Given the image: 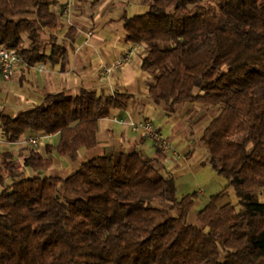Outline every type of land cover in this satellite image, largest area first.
Returning <instances> with one entry per match:
<instances>
[{
  "label": "trees",
  "instance_id": "1",
  "mask_svg": "<svg viewBox=\"0 0 264 264\" xmlns=\"http://www.w3.org/2000/svg\"><path fill=\"white\" fill-rule=\"evenodd\" d=\"M142 2L146 12L119 20L126 42L143 47L141 68L152 79L146 98L168 117L189 104L219 108L199 137L208 153L202 164L229 181L240 209L228 214L233 205L221 204V191L198 224L189 222L199 194L178 197L161 160L166 139L154 140L155 156L110 150L66 178L41 174L54 155L76 161L98 147L100 120L113 110L126 116L135 100L86 86L48 92L30 110L0 113L5 143L60 136L45 152L25 143L0 152V264H264V0ZM58 3L0 0V47L23 65L64 69L78 29L70 26L65 42L57 34L68 17L53 9Z\"/></svg>",
  "mask_w": 264,
  "mask_h": 264
},
{
  "label": "rangeland",
  "instance_id": "2",
  "mask_svg": "<svg viewBox=\"0 0 264 264\" xmlns=\"http://www.w3.org/2000/svg\"><path fill=\"white\" fill-rule=\"evenodd\" d=\"M77 1L79 0H74L73 4H76ZM93 1L94 0H82L81 2L83 3V6H85V13L81 14V8L77 7L74 13L67 14V19L71 22V16L72 14H74L82 18L81 20H83L84 18L85 21L89 22L92 26L94 25L95 28H99L104 19L108 18L107 21L111 18L119 19L124 12L132 16L135 14L144 13L148 10V7L143 4L142 0H102L96 6L93 5ZM53 9L56 12L60 11V3L54 6ZM76 21L78 22L77 19ZM65 24H67V21ZM67 31L68 29L62 28L61 30L57 31V34H59L61 39L64 40L63 37L66 35ZM79 34V41L83 40V38H85V36H88V34H91L90 39L92 38L93 40V44L91 46L93 53L91 57L95 64H102L99 65L98 68L94 67V72L97 75H99L101 66L110 65L105 63V61L101 59L102 48L111 49L115 42L114 45L117 44L118 48L122 47L123 51L125 50L124 43L126 30L124 28V23L120 20H118L117 22L110 20L106 26H102L100 29H97L95 31H88L87 35L83 33ZM49 39V35H47L46 40L49 41ZM129 50H127L126 52H128ZM141 50H143L142 46H140L138 49L136 48L132 58L120 70L115 71L108 77H101L102 87L105 88L106 93L113 92V88H120L119 90L122 92H130V89H125L122 86L127 87L129 85V82H133L131 81L132 78L133 80H136V83L139 85V96L143 97L148 94L149 90L147 91V89H144L145 87H143V84L145 83L144 80L146 78L145 75H147V73L141 68L143 54ZM130 69H132L133 71V76L126 74L130 71ZM13 79L14 78H12L10 82H7L2 79L0 74V113H4L9 116H15L19 112L26 111L32 108L29 107L31 105L27 104L24 100L20 103L13 101L10 93L15 92L16 88L19 87V83H15ZM151 80L152 79L150 78L147 79V84H149ZM10 85L11 87H9ZM138 101L140 103L144 101V99H139ZM203 105L189 104L181 107L180 111L172 116V121L170 122H168L167 119L165 122H159L158 119L155 118L154 120L157 122L156 124L151 120V118L140 119L152 123L159 133H163V136L165 137L164 139H166V141L167 137L170 139L172 149L177 150L176 153L172 149V151H168L169 144H166L168 147V149H166V152H168L167 155L169 160L168 168L176 170V168L181 169L183 167L184 169L186 168L188 170L184 175L178 177H175L174 175V177L176 178L177 182L179 198H182L186 194L192 192L194 189L199 194V199L197 200L196 205L193 207L188 216L189 222L194 224H198L197 214L210 201L211 195L218 194L221 191H226V196L221 204L231 203L233 205V209L228 214L237 212L240 209L239 200L234 188H226L229 184V181L221 176L210 164H202L203 162L207 161L208 153L207 150L201 145L199 137L201 136L204 128L208 125V123L219 112V108H217V106L215 105ZM137 106H135L134 109H137ZM158 110H163L165 112L164 106H156L155 112H157ZM114 114H120L119 110H113L111 116ZM130 114L134 119H139L135 118V115L132 112ZM108 123H112L111 125L116 128H127L119 123L114 124L110 121H108ZM177 130L179 131V133L176 132ZM101 136L102 130L99 133L100 138ZM0 138H2L1 132ZM59 138L60 136L57 134L47 137L41 142L40 150L45 152L46 145L48 143L57 144ZM147 139L149 140L147 141L145 146L146 152L150 156H155L157 154L155 149V142L150 138ZM22 147H24V143H4L0 147V152L6 149H13L16 151V153H18ZM190 147L192 152H185V150H188ZM114 150L118 151L122 149H119V147H115L112 148V151ZM180 152L181 154H179ZM174 153L176 154V156L174 155ZM104 154V148L103 146H101V144H99L98 147L93 150L82 149L80 157L76 161H73L69 157L54 155L55 163L52 168L41 174L56 175L66 178L83 162L88 161L93 157ZM178 156L184 161V164H182L181 161L176 158ZM19 161L22 162V159L19 158ZM30 173L32 174L33 172L30 171ZM2 189L3 188L0 186V192L2 191ZM260 198L261 200H264L263 195H261Z\"/></svg>",
  "mask_w": 264,
  "mask_h": 264
},
{
  "label": "crops",
  "instance_id": "3",
  "mask_svg": "<svg viewBox=\"0 0 264 264\" xmlns=\"http://www.w3.org/2000/svg\"><path fill=\"white\" fill-rule=\"evenodd\" d=\"M81 1L82 0H79L76 2V4L74 3L73 11L71 13H74L77 7L81 8V12H80L81 14L85 13V6H83V3ZM59 3L61 10H63L65 8L67 0H59ZM61 10L57 12L60 13ZM76 19L78 20V22L76 21ZM81 19L82 18L74 14H72L71 16V22L67 18L65 19V23L67 21V24L64 23L65 25L64 28L69 29L70 26L74 25L78 29V34L73 44L72 50L70 52L69 63L66 65L64 69L61 68L60 64L51 65L49 63H44L45 65L44 71H38L37 69L28 68L22 63H18L15 66L13 80L15 81V83H19V87L16 86L17 87L15 90L16 93L15 92L10 93L13 101L20 103L24 100L27 104L31 105L29 107L34 108L43 102V99L48 92L68 91L71 92L72 94H75L77 93L78 89L81 86H86L91 89H95L98 92L106 91L105 88L102 87L101 79L103 77L100 76V74L97 75L94 72V67L98 68V66L102 64L100 63L95 64V62L91 57L93 53L91 47L93 44L92 38L90 39V37L85 36L83 40L79 41L78 36H80L79 33H83L87 35L88 31H92V30L95 31L97 29H100L102 26H106L110 20L117 22L119 19L111 18L108 21H107L108 18L104 19L99 28H95L94 25L92 26L89 22L85 21L84 18L83 20ZM125 38H126V34H125ZM114 44L111 49H104L101 47L102 48L101 59L104 60L105 63L107 64H111L116 59L120 58L127 50L134 47L138 49L140 47V45L138 46V45H132L131 43H127L125 40L124 43L125 50L123 51L122 47L118 48L117 44L116 45ZM132 73L133 71L132 69H130V71L127 72L126 74L133 76ZM145 77L146 78L144 80L145 83L143 84V87H145L144 89H147L148 91L147 79H149V75L147 74L145 75ZM131 81L133 82H129V85L127 87L120 85L125 89L126 88L130 89V93L135 95L134 102H132L130 107L128 108L127 111L128 115H131L130 113L132 112L135 115V118L137 119L139 118L138 120L142 118L143 119L151 118V120L154 121L156 124L157 122L154 120L155 118L158 119L159 122H165L166 119L168 122L172 121V117H167V115L163 110H158L157 112H155L156 105L152 101L146 98L148 94L143 96L144 98L142 96H139L138 94L140 93L139 85L136 83V80H133L132 78ZM9 87H11V85ZM113 89L120 91L119 90L120 88L118 89L113 88ZM139 99H144V101L139 103L138 101ZM135 106H137V109H134ZM112 116L116 117V116H120V114L118 115L114 114ZM112 116L103 118L99 122L98 139L101 146H103L104 151L105 152L110 151V149L112 150V148L115 147H119V149H122L124 151H128L136 148L144 151L147 154L145 146L149 139H147V137L143 136L140 133H135L131 131L128 128L123 129L121 127L116 128L112 126L111 125L112 123H108V121L113 122L114 124L116 123L113 120ZM101 130H102V136L100 138L99 133ZM176 132L179 133L178 130ZM167 141L166 144H169L168 151H170L172 147H171V141L168 137H167ZM166 144H164L165 151L161 156L162 164L165 166V172L168 174L170 173L173 176L175 175V177L184 175L188 171L186 168L185 169L183 167H182L183 169L176 168V170L168 168L169 160L167 155L168 152H166V149H168V147ZM173 151L176 153L177 150H173ZM190 151H191V147L188 150H185V152H190ZM175 153L174 155L176 156ZM179 154H181V152ZM176 158H178L179 161H181V163L184 164V161L180 159L179 156ZM193 191H195V189Z\"/></svg>",
  "mask_w": 264,
  "mask_h": 264
},
{
  "label": "built area",
  "instance_id": "4",
  "mask_svg": "<svg viewBox=\"0 0 264 264\" xmlns=\"http://www.w3.org/2000/svg\"><path fill=\"white\" fill-rule=\"evenodd\" d=\"M73 1L74 0H67V3L64 8V13L70 14L72 12L73 5H74ZM90 36L91 34H88V37ZM135 49L136 48H131L128 52H126L120 58L112 62V64L101 66L100 71H99L100 76L108 77L115 71L120 70L132 58V56L134 55ZM21 61L22 59L16 51L9 50L3 46L0 47V72L5 81L10 82L12 80L13 75H14L15 66ZM25 65L29 68L37 69L38 71L45 70L44 63L38 64L35 66H29L28 64H25ZM113 120L116 123H119L129 128L131 131L135 133H140L152 140H163L165 138L162 133H159L156 130L155 126L152 123L146 120H136L131 115H128V114L126 116L113 117ZM51 135H54V134L32 133L26 136L19 143L30 144L34 147L40 148L41 142ZM4 143L5 141L2 138H0V147ZM11 144H18V143H11Z\"/></svg>",
  "mask_w": 264,
  "mask_h": 264
}]
</instances>
